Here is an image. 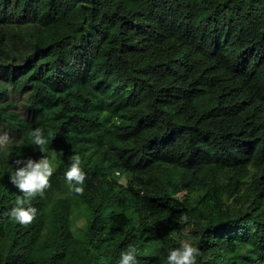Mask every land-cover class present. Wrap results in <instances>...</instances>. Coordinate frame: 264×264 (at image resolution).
<instances>
[{"label":"trees","instance_id":"trees-1","mask_svg":"<svg viewBox=\"0 0 264 264\" xmlns=\"http://www.w3.org/2000/svg\"><path fill=\"white\" fill-rule=\"evenodd\" d=\"M0 127V264H116L129 243L164 264L185 238L198 264H264V0H0ZM44 156L20 225L11 174Z\"/></svg>","mask_w":264,"mask_h":264},{"label":"clouds","instance_id":"clouds-1","mask_svg":"<svg viewBox=\"0 0 264 264\" xmlns=\"http://www.w3.org/2000/svg\"><path fill=\"white\" fill-rule=\"evenodd\" d=\"M51 135V133H48ZM31 143L38 146L41 152L45 151L48 138L43 127H36L30 130ZM9 141L7 133L0 135V146H5ZM81 157L73 155L71 162L64 172V180L71 192L82 193L86 173L81 167ZM53 162L49 157L44 156L39 160L28 158L17 160L16 167L11 174V182L16 187L19 195L16 196L13 206L8 210V217L20 224L31 223L38 214V209L31 203L32 199L38 195L42 196L45 189L49 187V179L53 175ZM186 214H181L180 220L188 221ZM164 264H198V257L201 255L200 249L185 238L179 247L169 246L166 249ZM140 248L135 243H129L119 251L116 264H141L138 259Z\"/></svg>","mask_w":264,"mask_h":264},{"label":"rangeland","instance_id":"rangeland-1","mask_svg":"<svg viewBox=\"0 0 264 264\" xmlns=\"http://www.w3.org/2000/svg\"><path fill=\"white\" fill-rule=\"evenodd\" d=\"M16 108H17V112H21L19 105H17ZM5 133H7V132L0 127V135H3ZM9 141H10V137H9ZM9 141H8V143H9ZM8 143L5 146H0V150H3V149L5 150L7 148V146H8ZM51 161L53 162V160H51ZM54 166H55V164L53 162V169H54ZM86 220H87L86 215L83 214L81 211L76 210L74 212V214L72 216V224H73V228H74V233L78 237L81 235L82 231L84 230V227H85V224H86ZM187 233L188 232L186 231L184 234L187 235Z\"/></svg>","mask_w":264,"mask_h":264}]
</instances>
